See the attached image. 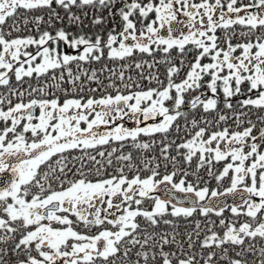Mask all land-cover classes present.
<instances>
[{"label": "snow or ice", "instance_id": "snow-or-ice-1", "mask_svg": "<svg viewBox=\"0 0 264 264\" xmlns=\"http://www.w3.org/2000/svg\"><path fill=\"white\" fill-rule=\"evenodd\" d=\"M2 175L0 264H264V0H0Z\"/></svg>", "mask_w": 264, "mask_h": 264}, {"label": "flooded vegetation", "instance_id": "flooded-vegetation-1", "mask_svg": "<svg viewBox=\"0 0 264 264\" xmlns=\"http://www.w3.org/2000/svg\"><path fill=\"white\" fill-rule=\"evenodd\" d=\"M197 2H198V0H197ZM244 2L247 3V0H244ZM53 7H56V6L53 5ZM56 10L59 12V14H60L62 19L60 21H56L55 19H53L52 27H49L47 24H42L41 25L42 30L54 31L55 29L63 28L70 35H81L82 33H84L85 35H90L91 37H92V34L101 35V27H102L103 31H105V29H106V32L111 31L114 27H116L117 30H119V28H118V25L120 23L119 17L113 18V17L109 16V13H108L107 10H104L103 12H99V11H93V10H90V9H87V8L84 9V10L73 8L72 12H74L76 15L81 17V21L79 23H75V22L70 23L69 20H68L67 14L64 12L63 9H60V8L57 7ZM84 12H87L88 15L85 16ZM95 16H101L103 18L104 22L101 23V24H94L93 23V18ZM47 19H48V17L45 14V20H47ZM113 21H116V24H112ZM25 34H27V33H20V35H25ZM33 34H35V33H33ZM233 43H236V41L233 40ZM62 46L63 45H61V47ZM145 58H147V57H145ZM173 58L174 59L176 58V54L175 53H173ZM189 58H191V57H189ZM101 62H104V61H101ZM160 68L163 69L164 66L161 65ZM31 83H33V85H35L36 82L33 80V81H31ZM25 87H27V85H25ZM58 95H60V94L58 93ZM61 99H63L62 95H61ZM222 99L223 98H221V100ZM221 107H222V105H221ZM212 115H214V114H212ZM229 123H231V122H229ZM127 150L128 149H126V151ZM132 151H134V150H132ZM153 151L154 152H158V148L154 149ZM173 155H175V152H173ZM195 165H196V159L194 158L193 161H192L191 168L194 169ZM185 167H187V165H185ZM219 167H220V165L217 164V165H215L213 170L215 171ZM201 174L202 175L206 174L203 169L201 170ZM7 178H8L7 175L0 176V180H5L6 181ZM193 178L194 177H189V179H193ZM212 183L214 184L215 182L213 181ZM159 194L163 195L162 192L159 193ZM232 199H233L232 197H229V202H231ZM224 215L227 217V216H230L231 213L229 211H225ZM213 218L216 219L215 217H213ZM196 219H199V220L203 221L202 217L194 216L193 218H190V220H196ZM181 221H184V224H187V221H185L183 219H178V222H181ZM184 232L185 231H183L182 233H184Z\"/></svg>", "mask_w": 264, "mask_h": 264}, {"label": "trees", "instance_id": "trees-1", "mask_svg": "<svg viewBox=\"0 0 264 264\" xmlns=\"http://www.w3.org/2000/svg\"><path fill=\"white\" fill-rule=\"evenodd\" d=\"M112 24H116V21H113ZM220 34L221 33L218 32V35H220ZM104 63H107V61H104V62H93L90 65H84V67L85 68H89V69H97V70H99L102 67V64H104ZM145 71H147V69ZM160 72L163 73V69L162 68H160ZM105 75H107V73H104L103 75H101V79H104V76ZM64 87H68V85H64ZM90 87H95V85L94 84L93 85H90ZM100 94L101 93H95V95H97V96H99ZM178 224H179L178 231L180 233H182L183 231H185L186 228L188 230H191L194 227V224L190 223L189 221H187V224H184V221L178 222Z\"/></svg>", "mask_w": 264, "mask_h": 264}, {"label": "rangeland", "instance_id": "rangeland-1", "mask_svg": "<svg viewBox=\"0 0 264 264\" xmlns=\"http://www.w3.org/2000/svg\"><path fill=\"white\" fill-rule=\"evenodd\" d=\"M116 7L118 8V7H119V4H117ZM107 33H108V32H106V29H105V31H103V29H102V27H101V36H103V37L106 38ZM91 34H92V33H91ZM81 35H85V34L82 33ZM86 36H90V35H86ZM95 36H96V35L92 34V38H95ZM62 49H63L64 51L69 52V53H71V52L73 51L72 49H70V48H66L65 46H62ZM221 98H223V97H221Z\"/></svg>", "mask_w": 264, "mask_h": 264}, {"label": "water", "instance_id": "water-1", "mask_svg": "<svg viewBox=\"0 0 264 264\" xmlns=\"http://www.w3.org/2000/svg\"><path fill=\"white\" fill-rule=\"evenodd\" d=\"M228 201H229V198H228Z\"/></svg>", "mask_w": 264, "mask_h": 264}]
</instances>
